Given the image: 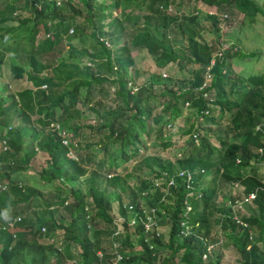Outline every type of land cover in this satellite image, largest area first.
Wrapping results in <instances>:
<instances>
[{
  "label": "trees",
  "instance_id": "trees-1",
  "mask_svg": "<svg viewBox=\"0 0 264 264\" xmlns=\"http://www.w3.org/2000/svg\"><path fill=\"white\" fill-rule=\"evenodd\" d=\"M15 1L5 2L0 12V39L13 29L2 23L10 18ZM24 1L30 16L19 20L20 25L29 23L21 44L23 53L7 56L3 70L7 81L0 85V139L7 146L5 150L0 148V180L7 183L6 189H0V222L8 220L3 215L5 212L10 218L20 216L12 229L0 228V264H67L69 259L74 260L72 264H96L97 250L102 253V264H110L113 256L110 241L115 224L106 188L100 185L96 170L88 171L86 165L71 158L58 135L45 129L50 120L59 121L69 139L76 140L77 144L84 127L97 133L105 129L99 139L102 157L96 165H105L107 171L117 166L124 169L129 162L144 159L148 174L138 180L136 187L128 189L126 202L116 196L118 213L124 219L120 223L121 233L113 239H120L122 264H222L221 250L213 257L210 253L202 257L206 246L199 235L210 241L221 237L223 245L233 249L235 264H264V171L260 169L264 149L256 150L263 145L264 138V122H259V117L264 118V73L234 72L229 58L233 54L244 56L252 52L220 48L217 42L218 23L228 17L227 11L234 9L241 13L242 21L247 23L261 14L264 23V4L258 0H192L193 10L185 13L183 0H64L61 5L55 0ZM197 2L213 12L201 13ZM223 13L225 18L221 17ZM205 29H209L213 40L202 37ZM39 33H43L41 38H37ZM83 35L98 45L107 74L62 70V62L50 65L39 59L40 54L51 50L62 38L79 42ZM100 36H104L108 46ZM69 47L73 49L70 44ZM131 47L143 48L159 69H167L171 75L175 70L185 69L187 76L181 78V85L175 80L167 82L170 74L165 82L164 71H152L149 77L138 80L136 74L130 75L128 71L134 64ZM83 51L90 57L95 56L87 48ZM3 53L0 50V62ZM68 54L73 53L68 51ZM212 57L210 80L199 89L204 68ZM76 76L81 77L70 81ZM14 78L28 84H16L14 90L3 92ZM67 81L70 85L62 86ZM102 97L108 98L111 104H104ZM205 108L208 113L198 120L199 110ZM183 109L188 111L187 125L180 129V134L186 148L181 149L175 160L179 168L191 171L194 189L200 194L198 198L187 197L191 205L189 217L199 225L195 228L196 234L177 236L185 195L177 177L175 186L166 187L162 181L146 198V204L156 208L158 225H167L166 234L161 231L155 234L154 229L143 234L138 218L134 224L127 223L140 210L141 190L153 188V177L176 170L167 158L146 155L147 143L154 134L162 149L172 145L170 135L162 134L169 133L167 126H173ZM86 111L92 113L95 124L79 120L85 118ZM14 117L20 122L12 125ZM206 123L224 124V136L210 130ZM194 131L196 142L191 136ZM210 135L222 146L215 159L210 158L213 151ZM108 140L118 142L117 157L107 151ZM38 151L45 153L44 166L35 170L36 178L22 184L17 172L29 168ZM219 178L238 182L242 187L240 193L223 196ZM81 181L89 196L88 205ZM63 183L71 184L68 190L72 200L66 203L69 220L59 224L54 217L55 209L50 206L63 204L66 199L60 196L57 185ZM53 186L56 187L53 196L43 197V189ZM165 191L166 200L159 201ZM250 191L255 192L251 202L257 213L245 215L235 210L238 218L246 223L243 227L232 218L231 203L235 197ZM36 196L44 202L34 203ZM219 196L223 198L220 202ZM42 225L44 232L40 231ZM12 230L16 232L15 237L11 235Z\"/></svg>",
  "mask_w": 264,
  "mask_h": 264
},
{
  "label": "rangeland",
  "instance_id": "rangeland-1",
  "mask_svg": "<svg viewBox=\"0 0 264 264\" xmlns=\"http://www.w3.org/2000/svg\"><path fill=\"white\" fill-rule=\"evenodd\" d=\"M11 0H0V12H2V8L4 7L5 2H9ZM57 4L61 5L64 0H55ZM259 3L264 4V0H258ZM193 1L192 0H183L182 10L185 13H189L193 10ZM198 10H200L201 13H204L208 10V7L200 2H197L196 4ZM191 10V11H190ZM136 12V11H135ZM30 12L28 10V4L25 3L24 0H16L13 5V10L10 13V18L2 23V25H11L13 26V29L10 30L6 37L4 39H0V50L4 52V58H2L0 62V85L5 83L6 80L5 75L3 74V70L5 69V64L7 62V56L12 55H21L23 53V49L21 47V44H23V36L26 32V30L29 27V23H25L24 25H20L19 20L29 17ZM227 18L220 19L219 21V30L217 32V42L218 45L222 48L229 47L231 50L239 49L241 52H252L251 55H237L233 54L229 58V62L231 64L232 69L234 72H237L241 75H248L251 73H264V23L262 21L263 17L261 14H256V18L253 22L247 23L242 21V14L239 12H236L234 9L227 11ZM70 25L72 24V20L69 21ZM207 24V23H206ZM128 31V30H127ZM43 33H39L37 38H41ZM104 37V36H100ZM202 37L206 40H213V35L209 32V29H205L202 31ZM121 40L122 37H120ZM126 38H128V35H126ZM19 42V44H18ZM73 46V49L69 47ZM87 48V50L91 53H93L95 56L90 57L89 55L84 53V49ZM178 50V49H177ZM68 51H71L73 54L69 55ZM130 51L132 52V55L134 57V64L128 68L129 74H136L138 80H142L146 76L149 77V72H152L153 70L157 71H164L166 77L162 76V79L168 78L171 74L170 71L167 69H159L151 57L145 52L143 48L140 47H131ZM180 53V51L178 50ZM104 55L101 53V50H99L98 45L88 36H82V40L77 42L76 39H72L71 41H67V38H62L60 41H58L54 46L51 48V50L42 53L39 55V59H41L43 62H46L47 64H54V63H63V69L67 71H76L78 73L84 72L85 70H91L95 73L100 74H107L106 68H105V60ZM87 62H90L88 64ZM6 72V70H5ZM63 71H61V74ZM160 74V73H159ZM170 74V75H169ZM183 76H187V72L185 69L179 71L175 70L171 78L164 80L165 82H169L175 80L176 84L181 85V78ZM81 76H76L71 80H77ZM12 79V78H11ZM15 79V78H14ZM70 81H67L62 86H69ZM19 82V83H17ZM18 84V86H22L25 84H28L25 82V80L15 79L10 81V86L3 92H8L15 89V85ZM158 87L155 86L154 90H157ZM111 90V89H110ZM2 92V90H0ZM94 99H98V95H94ZM100 100L108 105L111 104L107 99L104 97L100 98ZM20 101V99H19ZM21 102V101H20ZM80 103V102H79ZM78 106H81V104ZM83 107V106H82ZM81 107V108H82ZM188 114L187 109H183L182 115L179 116L173 123V126H167L169 128V133L164 132L162 136H167V134L170 135V137L173 140L172 145L162 149L159 145V138L155 137L153 134L152 139L147 143L146 148V155H158L163 158H167L171 163L174 169L179 168L180 166L177 165L175 158L179 157L177 156V152L180 151L183 148H186V145L182 139V136L180 134V129L184 128L187 125V121L185 116ZM35 114L32 116L34 117ZM83 116L85 118H80L79 120L81 122H91L95 124V119H92V113L90 111H86L83 113ZM72 120H78L76 118ZM20 121L18 118L14 117L12 119L11 124L15 125L18 124ZM176 122V123H175ZM259 122H264L263 117H259ZM206 127H208L210 130L217 133L219 136H224L225 134V125L221 123V125H211L206 123ZM105 132V129L101 133H97L93 131L91 128L84 127L82 129L81 135L78 136V145L73 150V153L78 157L79 163L86 165L88 171L96 170L97 179L100 182L101 186H104L106 188V193L108 198L112 202V213L113 218H117L119 213L117 210V200L116 196L119 195L121 197V200L123 202H126L128 199V189L130 187H136L138 185V180L143 178L146 173L148 174V169L146 168L145 164L143 163L142 158H137L133 162H129L126 165V168L122 169L121 166H117L115 170L107 171L105 169V165L103 167H98L96 165L97 160L102 157V143L99 139H101L103 133ZM172 133V134H170ZM229 134V133H228ZM210 144L213 148V151L210 155V158L215 159L218 157L219 153L222 150V146L216 141V138L213 135L209 136ZM87 144V145H84ZM107 151L109 153H112L114 157L118 156V142L117 141H110L107 142ZM145 155V154H144ZM107 157V156H106ZM105 157V163L108 162V159ZM44 158L45 153L43 151H38L35 156L30 161V166L26 170L17 172V179L20 180V182L28 183L30 182L31 178H36V171L39 167L44 166ZM89 158V159H88ZM261 169V167H260ZM84 176H80V178H83ZM60 196H65V200L63 204H53L50 206L52 210H54V217L56 222L59 224H66L69 220V215L66 210V203L70 202L72 200L71 195L69 194V186L70 183H63V184H57ZM218 186L220 188L221 194L223 196H229V195H236L238 192L235 184L233 182L224 181L221 178L218 179ZM82 191L86 194L85 200L87 202L86 205H88L89 196L87 194L86 186L84 184V181H81L80 185ZM56 187L53 186L52 188H45L43 189V197L50 198L53 196V193L55 192ZM43 198L36 196L34 198L35 202H44L42 200ZM222 196L218 197V201L220 202L222 200ZM141 205H145L146 198L141 197L140 198ZM252 202H244L240 205V212H244L245 214H256L257 209L255 206H252ZM39 205V204H38ZM40 207L44 206L43 204L39 205ZM159 230L165 235L167 230V225H161L158 226ZM217 228V227H214ZM215 231L217 229H214ZM43 232V231H41ZM213 236V235H212ZM217 237V233L215 234ZM217 240V239H216ZM216 240H211V242L214 243L212 250L210 252V257H213L214 253L217 250H221L223 254V258L221 260L222 264H235L236 262V255L233 251V249L230 246L223 245V242H216ZM57 245V242H56ZM67 264L74 263L73 259H69L66 261Z\"/></svg>",
  "mask_w": 264,
  "mask_h": 264
},
{
  "label": "built area",
  "instance_id": "built-area-1",
  "mask_svg": "<svg viewBox=\"0 0 264 264\" xmlns=\"http://www.w3.org/2000/svg\"><path fill=\"white\" fill-rule=\"evenodd\" d=\"M168 10H170L171 8L168 7ZM194 12H197V10H195ZM207 12L211 13L213 12L212 10H207ZM226 14L223 13L221 15V17H225ZM220 17V18H221ZM72 28L69 29V31H71ZM49 33L47 32L46 35H48ZM101 39L103 40V43L108 46L109 43L108 41L101 37ZM220 48H222L221 46H219ZM218 55L220 54V52L217 53ZM213 57L211 58L210 62L208 65H206V67L204 68L203 74H202V80L199 83V85L197 86V88L202 89L204 88L211 77V72H210V66L213 64ZM88 64H90V62H87ZM162 75H166L165 73H163ZM127 84H130V82H127ZM44 86V85H42ZM111 91L113 90V87H110ZM135 90V86L131 87V91ZM203 96L206 95L205 92H202ZM184 105H187V101L184 103ZM208 110L205 109H200L199 110V114L197 116L198 120H201L203 118L204 114H207ZM46 130L49 131H53L55 132L58 137L60 138V142L64 145L67 146V154L71 157L74 158L75 160L78 159V157L73 153V150L76 148L77 141L76 140H70L69 136H68V132L67 130L61 126L60 122L57 120H50L47 122L46 126H45ZM194 139V141H197V133L194 131L192 132L191 135ZM0 148L5 150L7 149V146L4 142V139H0ZM264 149V138H263V145L258 146L256 148V150L258 152H261ZM177 156L180 155V152L176 153ZM236 161H238V159H236ZM261 171H264V162H261ZM179 178L181 183L184 186L185 189V195L183 198V207L182 210L180 212L181 217L178 220V230H177V236L178 237H184L187 236L189 234H196L195 228L199 225L197 220H191L189 217V212L191 210V205L187 200V197H194V198H198L199 197V192H196L194 189V180H193V176L191 171L188 168H177L173 173L170 174H166L164 173L162 176H157V177H153L151 182H152V187L153 188H148V189H143L141 190V195L142 197H149V193H152L153 189L155 187H159L161 182L164 181L166 184V187L168 186H175L176 185V178ZM7 187V183L3 180H0V189H6ZM166 191L161 194V196L159 197V201L161 200H166ZM255 196V192L254 191H250L248 192L246 195H243L241 197V199L239 200H234L231 203V208L233 211V215L232 218L235 220L236 223L240 224L241 226L245 227L246 223L244 221H242L240 218H238L237 213H235V210L237 211L240 208L241 202L242 201H251L252 198H254ZM140 210H137L134 212L133 216H131L128 219V224H134L135 223V218H138L139 221L141 222L142 225V233L145 234L146 232H149V230L154 229L155 234H158V232L160 231L158 228V223H157V214H156V208L153 205H141L140 203ZM20 218L19 215H15L14 217H12L10 220H7L5 223L0 222V228L5 229H12L14 226V223L16 221H18ZM124 219L123 215L119 214L117 218H113V222L115 224V228L113 229L112 233H111V241H110V245L113 251V256L111 257V261L110 264H122L121 260L123 259L124 255L122 252H120V250L118 249V244L120 242V239H113L116 236H118L121 231H122V227H121V221ZM40 231H45V226H40ZM11 235L12 237H15L16 232L14 230L11 231ZM219 235V232H218ZM200 238L203 239V242L205 244V251L202 253V257L206 258V256L211 252L212 247L214 245L213 242H211L207 237L205 236H200ZM145 239V238H144ZM51 240V239H50ZM217 242H221V237L218 238ZM96 255L99 258V261L96 264H102L101 259H102V253L100 252V250L96 251Z\"/></svg>",
  "mask_w": 264,
  "mask_h": 264
},
{
  "label": "crops",
  "instance_id": "crops-1",
  "mask_svg": "<svg viewBox=\"0 0 264 264\" xmlns=\"http://www.w3.org/2000/svg\"><path fill=\"white\" fill-rule=\"evenodd\" d=\"M130 52H131V51H130ZM131 54H132V52H131ZM153 71H157V70H153ZM149 73H150V72H149ZM260 123H263V122H260ZM178 152H180V151H178ZM180 153H181V152H180ZM233 183L235 184V186H236V188H237V190H238V193H240L241 188H242L241 185H240L238 182H235V181H234ZM242 196H243V195H242ZM242 196H240V197H235L234 200H239V199H241ZM234 200H233V201H234ZM244 202H245V203H246V202H249V203H250L251 201H242L241 204L244 203ZM251 205L254 206L253 204H251ZM238 210L240 211V209H238ZM242 213H244V212H242ZM244 214H245V213H244ZM245 215H248V214H245Z\"/></svg>",
  "mask_w": 264,
  "mask_h": 264
},
{
  "label": "clouds",
  "instance_id": "clouds-1",
  "mask_svg": "<svg viewBox=\"0 0 264 264\" xmlns=\"http://www.w3.org/2000/svg\"><path fill=\"white\" fill-rule=\"evenodd\" d=\"M42 85H44V84H42ZM42 85H41V87H44V86H42ZM3 215H4L5 217H7L8 220L11 219L10 217L7 216V212H5Z\"/></svg>",
  "mask_w": 264,
  "mask_h": 264
}]
</instances>
